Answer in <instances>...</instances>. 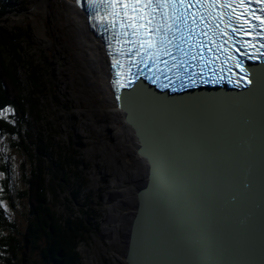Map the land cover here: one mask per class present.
I'll list each match as a JSON object with an SVG mask.
<instances>
[{"label": "water", "instance_id": "1", "mask_svg": "<svg viewBox=\"0 0 264 264\" xmlns=\"http://www.w3.org/2000/svg\"><path fill=\"white\" fill-rule=\"evenodd\" d=\"M250 62L122 84L116 105L148 161L127 264H264V114L257 102L264 54ZM208 82L220 84L216 92L195 90ZM140 92L166 106L180 103L173 122L163 128L156 118L131 116ZM201 95L219 99L213 116H199L194 100Z\"/></svg>", "mask_w": 264, "mask_h": 264}, {"label": "trees", "instance_id": "2", "mask_svg": "<svg viewBox=\"0 0 264 264\" xmlns=\"http://www.w3.org/2000/svg\"><path fill=\"white\" fill-rule=\"evenodd\" d=\"M23 2L0 0V264H87L80 247L100 232L101 211L93 206L100 204L91 194L83 199L88 164L57 115L71 110L56 58L37 42L31 22L13 24L9 18L27 11ZM2 143L29 164H23L26 188L14 196ZM15 198L29 201L22 231L4 205L15 208Z\"/></svg>", "mask_w": 264, "mask_h": 264}, {"label": "rangeland", "instance_id": "3", "mask_svg": "<svg viewBox=\"0 0 264 264\" xmlns=\"http://www.w3.org/2000/svg\"><path fill=\"white\" fill-rule=\"evenodd\" d=\"M23 1L21 5L26 6L27 11H15L9 18L13 24L25 20L31 22L37 42L51 57L56 58L60 87L66 93V103H70L71 110L69 114L65 115L63 110L57 115L64 118L76 148L82 152L88 164L85 175L89 186L82 195L83 199L85 201L91 194L93 200L100 204L99 207L93 204L94 208L101 211L100 232L89 241V245H81L80 251L87 264H127L126 246L136 212L137 192L147 176L146 165L136 159L137 140L125 138L119 128L122 126V118L107 114L104 107L100 106V99L105 96L104 77L97 74L96 70L93 71L94 89L89 83L81 81L79 69L82 64L77 61L70 45L65 27L68 14L61 1ZM62 135L61 138L67 140L66 135ZM2 151L11 161L10 183L14 196L26 188L23 183V164L26 162L25 167H29V164L19 151L9 150L5 145ZM100 189L102 193L98 198ZM80 200L83 201L82 198ZM14 202L15 208L9 202L3 204L10 220L19 224L22 231L28 219L26 212L29 201H16L15 198ZM58 210L65 212V207L60 206Z\"/></svg>", "mask_w": 264, "mask_h": 264}, {"label": "snow or ice", "instance_id": "4", "mask_svg": "<svg viewBox=\"0 0 264 264\" xmlns=\"http://www.w3.org/2000/svg\"><path fill=\"white\" fill-rule=\"evenodd\" d=\"M246 2L248 0H87L90 5L133 6L131 9L125 7L122 10L113 8L110 13L113 17H121V27L126 29L121 34L125 37L131 36L132 39L128 43L133 47L138 46L143 51L144 57L152 58L153 63L161 54L170 56L174 61L173 67L186 64L185 56L191 60L199 58L203 62L204 57L199 53L189 55V52L206 46L203 40H198L196 37H203L209 44L218 47L215 45V38L222 31L220 25L223 24L225 27L233 25L231 13H228V19L225 20L222 18L224 15L222 13H217L213 17L211 9L203 10L206 15H198L191 13L184 6L201 4L214 7L218 4L226 6L228 4H245ZM257 2L264 3V0H257ZM77 3L79 4L80 0H77ZM257 19L259 20L260 17ZM239 20L240 17L237 15L236 21ZM111 23L113 27L116 26L115 20ZM247 23V20H244L242 24L233 26L232 30L240 31ZM261 23L264 24V20H261ZM240 43L243 45L245 42L241 41ZM173 51L177 54L172 55ZM242 70L247 71V69ZM113 83L116 84L118 81H113ZM246 83L251 85L252 81L248 79ZM165 87L167 86L165 85Z\"/></svg>", "mask_w": 264, "mask_h": 264}, {"label": "bare ground", "instance_id": "5", "mask_svg": "<svg viewBox=\"0 0 264 264\" xmlns=\"http://www.w3.org/2000/svg\"><path fill=\"white\" fill-rule=\"evenodd\" d=\"M45 1V0H43ZM61 4L64 6V10L67 12L68 21L65 24L66 31L69 33L70 45L73 48V53L78 62L82 64L79 71V77L82 82H87L94 89L93 85V71L96 70L97 74L101 75L105 79V87L103 89L105 96L100 100L102 102V107H104L107 114L115 115L122 118V126H119L120 131L125 138L137 140L133 128L128 125L124 120V109L116 105V100L112 93L111 87L109 85L110 73H109V59L104 50V45L102 41L96 37L95 33L90 29L89 24L87 23V17L84 14L82 8L77 6L73 0H60ZM264 80V78H263ZM210 83V82H208ZM203 83L195 88V90H201L202 93L211 94L216 92V85L220 84H208ZM202 85V87H201ZM208 85V86H203ZM95 91V90H94ZM219 91V89H218ZM141 93V98L136 101L135 105L130 107L129 114L139 118V116L145 120H148L149 117L156 118V121L162 122V127H167L170 123L173 122L175 114L179 112L180 108H177L179 104L170 103L166 106L161 100H153L146 96V94ZM108 94V95H107ZM259 98L257 102L259 103L258 109L264 114V81L261 84L258 92ZM194 105L200 111L199 116L206 118L205 116L215 114V109H217L219 99L215 95H201L194 100ZM98 106V105H97ZM215 108V109H214ZM206 113V114H205ZM205 115V116H204ZM199 118V117H198ZM161 119V120H160ZM131 143V142H130ZM129 143V144H130ZM136 149L138 146L135 141ZM133 148V147H132ZM130 149V148H129ZM137 160H140L141 163L146 165V170L148 172V161L146 158L137 155ZM142 183V182H141ZM144 183V182H143ZM174 184V188L176 186ZM143 185H141L142 187ZM139 187L138 190L141 188ZM138 203V199H137ZM136 209V208H135ZM134 217V215H133ZM128 245V243H127ZM127 249V246H126Z\"/></svg>", "mask_w": 264, "mask_h": 264}]
</instances>
